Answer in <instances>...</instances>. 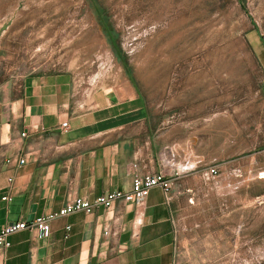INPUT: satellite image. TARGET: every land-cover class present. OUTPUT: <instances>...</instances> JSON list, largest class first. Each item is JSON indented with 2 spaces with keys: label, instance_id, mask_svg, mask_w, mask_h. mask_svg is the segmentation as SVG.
Returning <instances> with one entry per match:
<instances>
[{
  "label": "rangeland",
  "instance_id": "obj_1",
  "mask_svg": "<svg viewBox=\"0 0 264 264\" xmlns=\"http://www.w3.org/2000/svg\"><path fill=\"white\" fill-rule=\"evenodd\" d=\"M260 30L264 0H0V93L60 72L131 85L155 171L179 178L180 264H264Z\"/></svg>",
  "mask_w": 264,
  "mask_h": 264
},
{
  "label": "crops",
  "instance_id": "obj_2",
  "mask_svg": "<svg viewBox=\"0 0 264 264\" xmlns=\"http://www.w3.org/2000/svg\"><path fill=\"white\" fill-rule=\"evenodd\" d=\"M249 36L264 100V37ZM118 85L78 88L60 72L26 76L16 93H0V229L59 210L70 192L92 199L130 190L128 164L138 155L155 170L148 107L131 85ZM181 192L156 186L141 205L59 217L46 239L33 230L15 232L10 246L0 248V264H180L172 213ZM108 224L112 238L104 236Z\"/></svg>",
  "mask_w": 264,
  "mask_h": 264
},
{
  "label": "built area",
  "instance_id": "obj_3",
  "mask_svg": "<svg viewBox=\"0 0 264 264\" xmlns=\"http://www.w3.org/2000/svg\"><path fill=\"white\" fill-rule=\"evenodd\" d=\"M261 37H264V31L260 30ZM84 87L90 88L89 80ZM87 85V86H86ZM67 123L61 124V127H66ZM21 136H26L25 132ZM142 155L136 156L132 162L128 164L132 174V187L130 190H116L98 195L92 199H87L74 195L73 192L68 194L66 203L57 211L47 212L45 214L36 216L32 220H18L9 222L0 229V248H7L10 246L9 236L21 230H33L37 238L46 239L51 234V223L53 220L66 216L74 212L92 213L96 209H109L114 205L123 206L124 204L141 205L145 202L149 191L156 186L161 187L167 192L170 184L162 174L153 170L147 160L142 159ZM20 163L24 159L19 160ZM3 200H9L8 196H3ZM115 231L111 225H107L104 230V236L112 238Z\"/></svg>",
  "mask_w": 264,
  "mask_h": 264
},
{
  "label": "bare ground",
  "instance_id": "obj_4",
  "mask_svg": "<svg viewBox=\"0 0 264 264\" xmlns=\"http://www.w3.org/2000/svg\"><path fill=\"white\" fill-rule=\"evenodd\" d=\"M103 53V52H102ZM105 57V56H104Z\"/></svg>",
  "mask_w": 264,
  "mask_h": 264
}]
</instances>
